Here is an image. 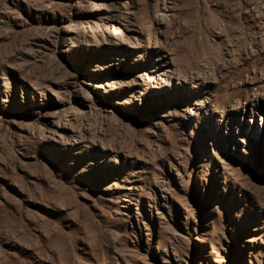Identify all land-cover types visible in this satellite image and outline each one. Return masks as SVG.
<instances>
[{"label":"rangeland","instance_id":"1","mask_svg":"<svg viewBox=\"0 0 264 264\" xmlns=\"http://www.w3.org/2000/svg\"><path fill=\"white\" fill-rule=\"evenodd\" d=\"M0 264H264V0H0Z\"/></svg>","mask_w":264,"mask_h":264}]
</instances>
